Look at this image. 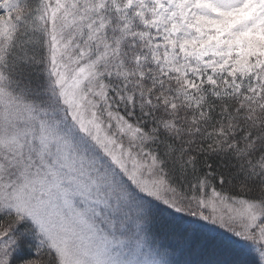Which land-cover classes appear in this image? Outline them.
<instances>
[{
  "label": "snow or ice",
  "instance_id": "obj_1",
  "mask_svg": "<svg viewBox=\"0 0 264 264\" xmlns=\"http://www.w3.org/2000/svg\"><path fill=\"white\" fill-rule=\"evenodd\" d=\"M0 264H264V0H0Z\"/></svg>",
  "mask_w": 264,
  "mask_h": 264
}]
</instances>
